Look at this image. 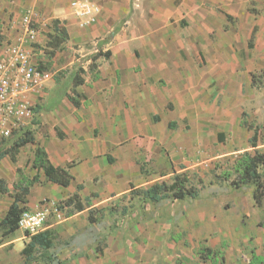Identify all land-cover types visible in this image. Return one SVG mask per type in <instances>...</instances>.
<instances>
[{"label": "crops", "instance_id": "crops-1", "mask_svg": "<svg viewBox=\"0 0 264 264\" xmlns=\"http://www.w3.org/2000/svg\"><path fill=\"white\" fill-rule=\"evenodd\" d=\"M73 1L20 0L14 5L15 10L22 13L27 9L40 21L41 12L51 13L49 25L43 24L46 39L52 20L57 18L67 28V41H91L100 46L81 66L84 81L75 87L80 105L74 107L67 97L62 99L58 107L41 118L47 133L34 135L33 149L36 145L42 147L53 166L71 163L70 184L63 187L47 181L42 170L34 169L33 149L28 164L31 175L22 176L29 179L39 174V182L30 185L25 196V210L37 209L44 201L59 203L74 192L84 204L88 199L84 210L66 219L84 214L92 207L91 202L95 205L91 197L98 196L97 201L102 203L127 191L130 182H140L142 165L148 171H165L176 163H182L185 169L194 166L199 139L213 133L208 124L226 121L232 103L242 105V83L236 75L243 71L229 69L235 58L226 57L221 47L212 53L204 44L200 54L199 37H204L201 42L205 43L210 31L214 30L218 37L230 34L224 25L231 23L230 17H239L235 12L246 2L86 0L98 6L99 12L93 19L80 20L83 18L75 15ZM35 47L39 50L36 44ZM98 51H109L110 55L98 57L96 66L90 68L91 58ZM41 53L39 50L37 55ZM55 54L37 59L43 61L46 57L44 61L51 65ZM249 75L248 72V90L254 87ZM54 81L53 76L47 87ZM13 185L7 194L13 192ZM77 185L81 188L77 189ZM12 201V197L2 201L0 219ZM52 227L59 226L44 224L41 230ZM7 236L0 243V264L24 263L22 249L29 236L19 234V229L1 237Z\"/></svg>", "mask_w": 264, "mask_h": 264}, {"label": "rangeland", "instance_id": "rangeland-1", "mask_svg": "<svg viewBox=\"0 0 264 264\" xmlns=\"http://www.w3.org/2000/svg\"><path fill=\"white\" fill-rule=\"evenodd\" d=\"M19 1L0 0L2 41H13L22 35V19L28 16L38 29L35 44L43 51L40 55H37L38 49L33 53L36 58H43L47 55L44 51L47 30L43 24L49 25L51 13L41 12L43 20H37L27 9L22 13L14 9ZM245 1L241 5L243 12L242 9L235 12L239 17H230L231 23L224 25L230 34L218 37L214 30L210 31L205 43L201 42L204 37H199L200 54L206 46L212 53L221 47L227 52L226 57L235 58L229 69L243 71L242 75H236V80L242 83V105L236 107L232 103L226 121L208 124L213 133L199 139L200 150L194 166L185 169V165L176 163L165 171H148L142 165L141 181L130 182L127 191L112 195L102 203L97 201L98 196L91 197L96 203L91 202L89 207L93 210V221L88 218L89 208L72 219H66L69 215L64 209L61 219L50 212L44 224L59 226L49 229L52 246L46 250L34 248L23 254L22 264H247L252 252L264 256V228L258 225L264 222V205L254 203L252 184L237 188L232 184L237 179L234 159L244 152L264 150V0ZM144 2L137 0V3ZM254 26L255 34L250 41ZM90 42L66 41L57 50L48 65L55 81L44 89L39 106L35 105L23 130H30L33 135L47 133L41 118L72 94L73 74L86 64L94 48L100 49L99 43ZM248 72L257 84L249 90ZM218 103H222L221 97ZM254 131L257 141L256 146H251ZM32 149L33 144H26L14 158L6 155L0 160V178L8 190L12 191V185L22 176L31 175L28 164ZM175 175L187 178V185L195 187L198 195L149 201L139 192L156 182L171 183ZM10 194H0V204L9 200ZM19 234L27 235L21 229ZM7 238L0 234V243ZM206 246L217 252V258L207 259L202 254L201 249ZM5 250L15 257L9 248Z\"/></svg>", "mask_w": 264, "mask_h": 264}, {"label": "trees", "instance_id": "trees-1", "mask_svg": "<svg viewBox=\"0 0 264 264\" xmlns=\"http://www.w3.org/2000/svg\"><path fill=\"white\" fill-rule=\"evenodd\" d=\"M51 32L47 33V39L45 41V54L48 58L52 57L57 50L68 40V31L64 24L57 18L52 20ZM256 27L252 29L250 41L253 39ZM2 38L0 36V42ZM110 55L109 51L101 52L98 51L92 56V62L90 68L95 67V60L103 56L107 58ZM49 62L40 61V67L48 69ZM82 68H78L72 76V89L71 95H67L68 101L74 106L80 105L79 93L75 90V87L83 83V77L81 76ZM252 85H257L256 80L251 79ZM38 107V106H37ZM36 110V109H35ZM61 137V133H58ZM14 138V139H13ZM13 141L10 144L5 143L4 146H0V160L6 155L14 158L18 150L26 144H35V138L30 130H17L12 137ZM257 132L254 131L251 146H256ZM31 166L36 170H42L47 181L57 183L66 187L72 180V174L69 171L71 163L65 166H53L47 158L46 151L40 147L35 146L33 149V156L31 160ZM233 170L237 174V179L232 182L234 187H239L241 184H252L254 190L252 197L254 203L258 206L264 205V150H255L254 152H244L238 155L233 161ZM18 184L13 185V192L11 197L13 201L9 204L4 215L0 219V233L1 236H6L18 229V220L22 211L26 208V195L29 191L30 185L39 182V174L35 173L31 178H20ZM81 188V185H77V189ZM8 189L5 182L0 178V194L7 193ZM139 192L143 194L149 201H157L163 198L171 197L173 199H183L185 197L195 198L198 195V191L193 186L187 185V178L184 176L175 175L171 183L156 182L149 186L140 189ZM95 196L94 193L91 194ZM61 208L65 210L66 215H71L73 212L82 211L88 206V199L84 204L77 192H74L70 196L59 202ZM86 205V206H85ZM89 220L93 221L94 218L91 216L93 213L92 208H89ZM258 225L264 228V222H260ZM28 235V234H27ZM29 240L25 243L22 253L28 254L34 248L46 250L52 246L51 230H40L35 234L28 235ZM202 254L206 255L207 259L217 258V252L210 249L209 247H202ZM247 264H264V256L251 253Z\"/></svg>", "mask_w": 264, "mask_h": 264}, {"label": "built area", "instance_id": "built-area-1", "mask_svg": "<svg viewBox=\"0 0 264 264\" xmlns=\"http://www.w3.org/2000/svg\"><path fill=\"white\" fill-rule=\"evenodd\" d=\"M77 17L93 19L98 6L86 0L72 3ZM38 30L28 16L22 19V35L13 41L0 42V146H4L17 130L31 119L38 98L43 94L53 73L40 67L34 53ZM50 212L55 218H64L63 208L44 201L34 210H24L18 220V229L28 235L39 232Z\"/></svg>", "mask_w": 264, "mask_h": 264}]
</instances>
